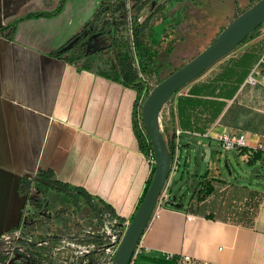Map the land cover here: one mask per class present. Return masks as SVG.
<instances>
[{
	"label": "crops",
	"instance_id": "obj_1",
	"mask_svg": "<svg viewBox=\"0 0 264 264\" xmlns=\"http://www.w3.org/2000/svg\"><path fill=\"white\" fill-rule=\"evenodd\" d=\"M31 1L35 0H1L2 27L32 14L24 12ZM39 1L50 5L37 12H52L60 2ZM160 1L148 3L139 15L140 22L152 15L146 33L149 40L160 42L156 66H161L167 43V48L172 46L171 56L186 57L187 63L236 18L233 0H168L156 21ZM257 1L238 0L241 13ZM100 2L67 0L53 17L21 21L12 39L0 34V238L20 223L26 208L25 197L18 191L19 179L34 177L39 169L53 170L62 182L83 188L93 202L110 205L121 223H129L141 203L152 166L134 133L137 92L99 76L95 68L78 71L76 65L49 56L50 50L82 30ZM151 28L158 29L156 36L149 34ZM165 30L166 43L159 35ZM257 31L162 109L165 136L178 148L170 184L176 172L187 169L190 153L201 145L206 146L203 161L208 162V178L233 183L215 167L221 162L215 153L220 149L218 136L245 133L250 145L264 141V85L260 83L264 24ZM101 38L95 37L89 45H99L100 56H110L113 63L107 46L98 43ZM251 76L255 83L249 82ZM238 154L248 164L264 165L262 154L246 150ZM63 196L50 191L43 212L61 203ZM139 248L141 253L131 264H161L160 260L181 264L169 257L184 255L193 264H264V197L251 228L161 206Z\"/></svg>",
	"mask_w": 264,
	"mask_h": 264
},
{
	"label": "trees",
	"instance_id": "obj_2",
	"mask_svg": "<svg viewBox=\"0 0 264 264\" xmlns=\"http://www.w3.org/2000/svg\"><path fill=\"white\" fill-rule=\"evenodd\" d=\"M66 1L60 0L58 7L52 12L32 13L10 25L1 27L0 34L12 39L21 21L41 17H53L62 11ZM100 1L96 13L84 25L82 30L67 40L61 47L50 50L49 56L62 58L76 65L78 71H91L95 68V72L99 76L137 92L133 111V128L141 151L144 155H147L148 150L152 148V143L142 129L139 128L136 106L140 102L146 87L145 77H150L159 71L155 59L159 54L160 42L148 39L146 33L148 20L146 19L143 22L139 21L141 11L152 0H141L139 3H136V9L132 14L130 13L127 0ZM233 1L236 6L237 17L241 14V11L238 7V0ZM164 9L165 6L163 5H158L157 7V10ZM121 33H126V35H122ZM253 35L254 33L243 44L251 39ZM94 36L98 38L108 37L111 40L106 49L109 53H114L113 63L110 56H101L102 58L100 57V59H102V62L98 65L86 60L92 55V52H87L85 48L89 45V40ZM167 143L173 161L174 143L168 138ZM153 174L154 166H152L144 195L152 182ZM174 183L173 180L167 188L170 200L172 196H176L178 203H184L183 194H180V191L177 193L174 191ZM32 185L33 196L31 197L29 193ZM18 191L24 195L26 201L31 200L32 208L37 214L47 209V196L50 191H55L65 196L71 195L74 191L86 200L93 216L100 222H102V217L105 212L116 218L115 211L110 205L104 202H101V205L93 202L91 196L83 188L71 187L68 183L62 182L51 169H39L34 176V180L26 176L21 177L18 182ZM263 197L262 192L252 190L247 186L228 183L219 178H208L207 173L199 176L198 181L193 185L189 202L183 210L190 215L203 217L208 220L251 228L254 226L255 220L260 212ZM165 206L175 209L169 202ZM19 230L18 224L16 227L7 231V233L11 234ZM30 238L31 236L28 235L25 237L22 243L24 250L17 249L15 251L17 255H20V260L10 259L9 253L1 249L2 238H0V264H52L54 261H59L58 258H53L54 253L49 247L36 248V242L29 243ZM98 263L96 261L94 264ZM158 263L166 264L167 262L160 260ZM69 264H83V262L81 259H76L73 263Z\"/></svg>",
	"mask_w": 264,
	"mask_h": 264
},
{
	"label": "rangeland",
	"instance_id": "obj_3",
	"mask_svg": "<svg viewBox=\"0 0 264 264\" xmlns=\"http://www.w3.org/2000/svg\"><path fill=\"white\" fill-rule=\"evenodd\" d=\"M140 1L141 0L131 1L129 5L131 14L136 9V3H139ZM168 2V0H161L160 2H157L158 4L156 6L155 12L156 21L160 19V16L163 15V12L165 10H157L158 5H163L166 7V4ZM49 5V3L45 5L43 1L41 2L39 0L31 1L27 4L24 12H37L41 9H45V7H48ZM87 6H91V3H89ZM170 8L167 11L168 22H170L171 20L170 15L172 9ZM146 19L148 20L149 26L152 15L148 16ZM156 31H158L157 28H151L149 30V34L156 36ZM166 31L167 30H165L164 32L160 31L159 34L160 38L163 39V42L165 43L166 39L168 38ZM257 33L258 31L254 32V35H256ZM121 34L126 35V33ZM109 42H111V40L108 37H102L101 39H99L98 43L107 46ZM168 44L169 43H167V45ZM167 45L162 51L160 60L161 66H158L159 71L150 77H145L146 87L141 99L146 98L159 82L164 80L172 72L182 67L186 63V61H188V58L186 57L182 58L181 56H171L172 46L167 48ZM99 47V45H96L94 47H90V45H88L85 48L87 52H92V55L88 58V60L94 62L95 65L102 62V59H100L101 56L99 54ZM109 54L114 58V53ZM159 125L160 130L165 136L166 130L161 120V114ZM165 138L167 140L166 136ZM205 147L206 146L201 145L197 148L196 153L191 152L189 166L187 167V169L184 171L176 172L174 176V191L176 193L180 191V194H183L184 203L186 205L189 202L193 185L196 181H198L199 176H202L207 172L208 162L207 160L205 162L203 161ZM215 153L218 154L219 158L221 159V162H216L215 167L220 170L219 173L222 174V177L230 180L233 183L264 191V165L255 163L248 164L244 162L243 158L235 151H225L221 147L220 149L218 148L217 152ZM227 161L228 164L226 163ZM209 164L212 167V159L210 160ZM32 196L33 195H31V197ZM30 203V208L24 209L22 218L19 223L20 230L11 234L7 233L2 237L1 249L3 251L7 252L14 249L24 250L22 246V237L24 238L27 235L31 236L32 242L34 241L40 244V242L46 239L47 233L48 238L54 236V238L52 237V239H49L47 241L49 242L48 247L54 253L53 258L59 259V261H54L52 264H60L61 260H66L70 256H74L75 258L79 259L84 258L87 264H94L96 261L99 262L98 264H106L107 255L102 254L98 251H92L89 257H84V249L87 247L92 248L93 246L96 248L97 246L101 245L104 237L102 236L101 232V226H103L102 222H100L93 216L89 204L79 193L73 191L71 195H64L62 197L61 203L56 204L55 206L50 208L49 212H43L41 214L35 213L32 208V202ZM58 222L60 223L59 228L56 225ZM57 236L60 239L59 241L56 239ZM45 246L46 245L37 244L36 248H43ZM66 264H69V262H67Z\"/></svg>",
	"mask_w": 264,
	"mask_h": 264
},
{
	"label": "water",
	"instance_id": "obj_4",
	"mask_svg": "<svg viewBox=\"0 0 264 264\" xmlns=\"http://www.w3.org/2000/svg\"><path fill=\"white\" fill-rule=\"evenodd\" d=\"M263 24L264 0H259L239 14L199 55L157 84L146 97L143 104V123L154 150V174L152 182L133 215L111 264L132 263L135 250L154 215L158 202L170 184L173 174V161L167 140L160 130L159 121L162 109L176 93L220 60L233 53ZM1 27L2 9L0 6V29ZM95 37L97 36L91 38L90 41ZM169 204L177 209L184 208V203H178L176 196H172Z\"/></svg>",
	"mask_w": 264,
	"mask_h": 264
},
{
	"label": "built area",
	"instance_id": "obj_5",
	"mask_svg": "<svg viewBox=\"0 0 264 264\" xmlns=\"http://www.w3.org/2000/svg\"><path fill=\"white\" fill-rule=\"evenodd\" d=\"M127 4L129 7L130 0H127ZM260 75H261L260 83H262L264 85V69L260 72ZM249 82L255 83V80L252 76L249 78ZM145 99L146 98L140 100V102L136 106V110H137V119H138L139 128L142 129V131L148 136L146 129H145V126H144V123H143V104H144ZM148 138H149V136H148ZM218 140L220 143V147L223 148L225 151H236V152L240 153L243 150H246L247 152H249V154L259 153V154L264 155V141L258 142L255 145H250L245 133H233V134L224 133V134H221L218 136ZM149 141H151L150 138H149ZM177 149H178L177 145L174 144V154L177 151ZM145 156H146L147 160L149 161V163L151 164V166H154L155 165V155H154L153 147L150 150H148V153ZM263 162H264V160H263ZM31 179L34 180V177H31ZM29 194H30V196L33 194V185L31 187ZM169 201H170V195L167 193V189H166V191L163 193L162 197L160 198V200L158 202V205L156 207V211L158 208H160L161 206H164ZM30 202H31V200L26 201V205H25L26 209L30 208V205H31ZM188 218L192 219L193 217L189 216ZM129 223H127V224L121 223L115 217H113L109 213L105 212L103 214V217H102V225L103 226H101V232H102V236L104 237V240H102L103 242L101 243V245L97 246L96 248L94 246L92 248H89V247L85 248L84 249V257H86V258L89 257V255L92 251L93 252L98 251L102 254L107 255L106 264H111L113 257L115 255L118 247L120 246L122 238H123L128 226H129ZM56 225L59 228L60 223L58 222ZM52 237L54 238V236H51L48 238L47 233H46V239L44 241L40 242V244L39 243H36V244L46 245L45 247H48L49 242H47V241L49 239H52ZM56 239L58 241L60 240L58 238V236L56 237ZM24 240H25V237L24 238L22 237V242ZM31 240H32V238L29 239V243H32ZM16 250L17 249L7 251L9 253L10 259H12V258L17 259V260L21 259L20 255H17L15 253ZM139 253H141V249L138 246L137 249L135 250L134 257L136 255H138ZM71 258H72V260H71ZM76 259H79V258H75L74 256H70L66 260H61L60 263H62V264H66L67 262L73 263L74 260H76ZM80 259L83 262V264H87V262L84 260V258H80ZM169 259L177 260L181 264H193V259L188 255H184L181 257L170 256Z\"/></svg>",
	"mask_w": 264,
	"mask_h": 264
},
{
	"label": "flooded vegetation",
	"instance_id": "obj_6",
	"mask_svg": "<svg viewBox=\"0 0 264 264\" xmlns=\"http://www.w3.org/2000/svg\"><path fill=\"white\" fill-rule=\"evenodd\" d=\"M87 47V46H86ZM17 232V231H16ZM15 233V232H14Z\"/></svg>",
	"mask_w": 264,
	"mask_h": 264
}]
</instances>
